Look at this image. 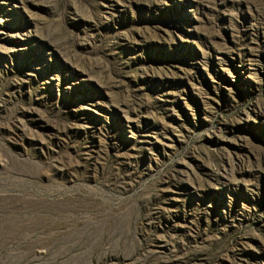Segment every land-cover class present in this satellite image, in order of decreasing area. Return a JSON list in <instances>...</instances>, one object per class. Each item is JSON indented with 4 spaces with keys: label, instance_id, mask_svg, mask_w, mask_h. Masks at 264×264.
<instances>
[{
    "label": "rangeland",
    "instance_id": "374dc122",
    "mask_svg": "<svg viewBox=\"0 0 264 264\" xmlns=\"http://www.w3.org/2000/svg\"><path fill=\"white\" fill-rule=\"evenodd\" d=\"M0 264H264V0H0Z\"/></svg>",
    "mask_w": 264,
    "mask_h": 264
}]
</instances>
